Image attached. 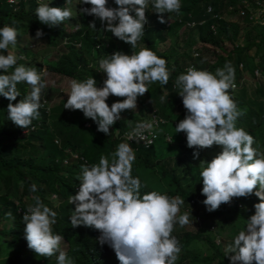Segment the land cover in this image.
Instances as JSON below:
<instances>
[{
  "label": "trees",
  "instance_id": "obj_1",
  "mask_svg": "<svg viewBox=\"0 0 264 264\" xmlns=\"http://www.w3.org/2000/svg\"><path fill=\"white\" fill-rule=\"evenodd\" d=\"M63 1L50 0L49 6L62 8ZM48 2L49 0H0V27L9 25L17 30L15 47L10 46L7 51L0 50V54L12 52L17 57V64L34 66L37 72L44 69L45 72L78 81L91 76L96 86L100 87L106 78L104 73L99 72L100 58L116 51L130 55L146 47L165 60L168 81L164 85L159 82L148 83V90L137 98L140 103L138 113L124 125L109 129L107 136L97 131L95 123L90 118H85L80 110L64 109L63 103L67 97L49 105V113L40 107L39 117L32 120L24 133L23 128L7 119L6 107L10 102L0 96V255L7 250V256L1 264H56L59 251H64L71 257L74 264H119L112 249L106 244L97 243V230L70 225L68 217L71 215L73 204L68 203V197L78 191L79 181L76 178L80 175L81 165L97 164L100 156L108 158L120 143H127L133 150L131 175L143 185L141 193L157 191L170 198L179 197L184 200L177 216L189 212V222L198 217L202 227L198 228V232L204 230L213 237L222 233L220 230L217 233L212 231L213 223L221 221L222 218L230 220V223L221 224L220 227L227 230L225 237L228 241L222 238L220 246L210 242V252L200 258L192 253V248L201 235L189 231V223L183 226L174 223L171 235L176 238L180 248L175 264H228L222 247L230 243L243 228L244 220L253 213V204L258 203L259 199L252 194L232 197L229 202L222 203L210 212L205 210L204 205H191L190 200L195 199L193 193L204 197L200 193L202 184L199 167L191 192L185 191L179 184L177 165L182 162L189 172L190 162L186 154L194 149L186 146L184 133L180 142L185 146V156L176 160L170 157L157 159L155 145L145 148L136 143H129L121 138V134L142 122L146 110H155L167 122L176 113L183 119L186 110L176 93V76L185 72V68L190 64L195 69L214 74L216 68L222 67L224 62L228 61L235 70V87L230 89L231 99L236 109L243 113L237 117L235 124L248 132L253 141L257 140L264 131V0H247L246 7L243 6L242 0H181L178 12L160 14L165 17L164 23L158 21L157 14L152 12L149 3V9L145 11L144 34L137 40L135 48L104 31L98 18L81 12L82 8L89 5L79 4L78 1L76 16L71 17L77 30L68 31L65 20L53 27L40 24L35 18L34 9L39 3ZM241 5L246 12L243 16L239 14ZM106 7L117 6L113 0H106ZM208 7L210 11L207 10ZM257 8L261 10L262 16L255 21L250 19L249 14L250 10ZM178 17L182 20L201 22L195 27L198 42L192 49L193 53H198V58L194 57L195 63L184 65L182 60L185 59L186 53L179 56L178 53L175 54L174 49L161 51L156 45L165 43L167 37L180 30L186 33L190 29L183 27L177 20ZM233 17L237 19L234 20ZM167 21L169 26L166 25ZM90 24L94 27H89ZM37 29L49 35L54 45L67 42L63 44V51L56 59L42 60L32 50L19 46V40L23 36L35 35ZM18 52L23 53L24 61L20 60ZM209 54L212 59L206 63L204 58ZM169 57L172 58L171 63L167 61ZM8 71L10 72L11 68ZM28 88V84L18 83L16 89L19 95L11 103L14 105L27 95ZM49 94L43 88L40 101L43 96L49 104ZM122 99L123 97L110 94L105 103L111 105ZM32 125L34 129H30ZM56 139L58 143H55ZM262 151L264 152V148ZM70 152L77 154L78 158L71 157ZM65 158L67 162L64 163ZM203 161L208 159L205 157ZM33 183L36 185L35 192L29 190V185ZM52 195L56 198L53 199ZM34 197H39L42 204L55 212L56 222L50 227L53 234H60L62 237L57 252L49 257L34 253L27 247L24 239V225L21 221L23 214L18 210H25L32 205ZM61 242H64V245ZM184 258H188L187 263Z\"/></svg>",
  "mask_w": 264,
  "mask_h": 264
},
{
  "label": "clouds",
  "instance_id": "obj_2",
  "mask_svg": "<svg viewBox=\"0 0 264 264\" xmlns=\"http://www.w3.org/2000/svg\"><path fill=\"white\" fill-rule=\"evenodd\" d=\"M67 1H63L62 8L49 6L50 0L39 3L34 9L36 20L48 27L59 25L72 15L64 7ZM180 2L113 0L117 6L113 8L106 7V0H78L79 4L89 5L81 12L98 18L104 31L132 48L144 34L148 3H151L158 21L164 23L165 17L160 14L178 12ZM75 28L76 25L73 31L77 30ZM42 35L37 29L35 37ZM16 37L14 27H0V50L14 48ZM16 61L12 52L0 54V96L10 102L6 107L7 119L26 129L39 117L44 83L34 66L17 64ZM98 67L106 77L102 86L97 87L91 76L82 81L70 80L63 108L80 110L85 118L95 123L97 131L106 136L109 127L120 119L122 110L135 108L137 96L148 90V83L164 85L168 81L165 60L146 47L130 55L120 51L104 55L98 60ZM234 78L235 70L228 61L216 68L214 74L192 67L179 73L174 85L186 113L175 124L174 132L184 133L186 146L194 148L193 158L198 155L196 149L213 144L221 147L209 161L201 160L198 165L202 184L200 193L204 197L201 203L206 211L217 209L232 197L252 194L259 199L253 204V213L244 220L243 228L225 245L224 256L228 264H264V154L252 146L253 137L235 124L243 113L236 109L227 92L230 87H235ZM20 82L28 84L30 91L13 105L11 101L19 95L16 85ZM110 94L123 99L108 106L105 100ZM152 127L151 122H138L133 133L139 136ZM133 159V150L127 143H120L108 158L100 156L97 164L81 165L80 175L76 178L78 191L68 197V203L73 204L69 223L72 227L97 230V243L112 249L119 264H175L180 248L171 235L173 224H188L190 213L177 216L184 203L179 197L170 198L157 191L141 193L143 185L131 175ZM29 190L35 192L36 185H29ZM52 198L56 196L52 195ZM19 210V213L24 212L21 221L27 247L43 257L57 252L62 237L53 234L50 227L56 222L55 212L42 204L39 197H34L33 204L27 209ZM56 264L74 262L64 251H59Z\"/></svg>",
  "mask_w": 264,
  "mask_h": 264
},
{
  "label": "rangeland",
  "instance_id": "obj_3",
  "mask_svg": "<svg viewBox=\"0 0 264 264\" xmlns=\"http://www.w3.org/2000/svg\"><path fill=\"white\" fill-rule=\"evenodd\" d=\"M44 1V0H42ZM78 0H72L67 1L64 7L68 8L72 15L71 17L75 18L76 14V5ZM149 4V3H148ZM148 4L146 5L145 11L148 8ZM65 19V27L68 31H73L75 24L72 21V18ZM232 18V17H231ZM234 20L237 19V17H233ZM42 32L41 37H35V35H25L19 40V46H24L25 49L32 50L37 57H41L42 60H53L56 59L57 55L63 51V44L67 43H59L57 45H54V43L51 41V38L49 35H46L44 31L40 30ZM196 28H190L186 33L182 30L178 31V33L174 34L173 36H169L166 38L165 43H157V47L159 50H170L174 49L176 52L175 54L179 55L181 53H186L185 59L182 60L184 65L187 63H195L194 55L192 49L197 45V38H196ZM20 54L19 58L20 60L24 61V56L22 52H18ZM29 53V52H28ZM180 56V55H179ZM198 58V56H197ZM212 59V56L209 54L205 56L204 62L208 63ZM168 62L171 63L172 58L169 57L167 59ZM42 82L44 83V90L46 92H49V105H53L59 101V99L63 97H67L66 94L69 92V81L72 80L71 78L65 77L63 75L55 74V73H49L45 72L43 69V76H41ZM30 91V86H29ZM230 89L227 90L230 98ZM46 95V94H45ZM51 95V96H50ZM138 98V96H137ZM136 98L135 102V108L134 109H125L122 110L119 115L120 119L114 121V126H121L127 123V120H129L132 116H135L140 108V103L138 99ZM151 111L146 110L145 112V118L149 116V113ZM181 120L179 114H174L172 119L165 124V127L162 128L159 137L157 141L155 142V157L157 159L163 160L167 157H170L172 160H176L178 158H183L185 155V146L181 144L180 139L183 136V132L176 133L174 132L175 124ZM167 137H169L170 141H167ZM257 140H254L253 147L257 149V151L261 154H264L262 151L264 148V131L259 135V137L256 138ZM221 150V147L218 145L213 144L212 146L206 147V148H200L196 149L198 152V155L196 158H193V150L189 152L187 155L189 160V172H187L188 168L185 164L182 162L178 163L176 168V174L179 178V184L185 191H192L194 188V177L197 168L199 167V163L201 160H204L206 157L208 161L215 156L219 151ZM67 159V158H65ZM65 163V162H64ZM2 190L0 189V193ZM193 197L195 198V205H203L201 201L203 198L198 196L197 194L193 193ZM180 213V208L177 213V215ZM230 223V220L222 218L221 221H216L212 225V231L214 233H217V231H221L222 233L219 234V236L213 237L210 234H207L204 232V230L198 232V228H202L199 220H194L192 222H189V226L187 227L189 231L195 234L201 235L200 238L198 237L195 241V244L192 248L193 252L198 258H200L202 255L208 254L210 252L209 243L214 242L217 245H221L220 241L224 238L226 241H228V238L225 237L227 234V230L221 229V224L226 225ZM61 244L64 245V242H61ZM225 247V246H224ZM224 247H222V250L224 251ZM63 248V246H62ZM7 250H4L2 255H0V264L7 256ZM185 262L187 263L188 258H184Z\"/></svg>",
  "mask_w": 264,
  "mask_h": 264
},
{
  "label": "built area",
  "instance_id": "obj_4",
  "mask_svg": "<svg viewBox=\"0 0 264 264\" xmlns=\"http://www.w3.org/2000/svg\"><path fill=\"white\" fill-rule=\"evenodd\" d=\"M8 1H13V0H8ZM242 4L244 7L248 6V2L247 0H242ZM258 4V3H257ZM208 11H210V8L208 7L207 9ZM239 14L241 16L245 15L246 12H245V9L242 7L239 8ZM250 19H261V16H262V13H261V10L259 8L255 9L254 11H251L250 10ZM177 20L179 22L182 23V26L183 27H187V28H195L198 24H201V22L199 23H196L194 21H189V20H182L181 18H177ZM169 21H167L166 25L169 26ZM77 29V28H75ZM107 45V44H106ZM194 57H197L198 56V53H193ZM189 67H192L194 68V66L192 64L188 65L185 69L187 70ZM38 73H41V76L43 75V69L42 71L38 72ZM257 74V73H256ZM41 107L47 112L49 113V104H48V101L42 96L41 97ZM108 106H110L109 103H106ZM142 122H145V123H153V127L151 130H144L139 136H137L135 133H133V129L135 127V125L133 127H131L130 129H127L126 131H124L122 134H121V138L124 139L125 141L129 142V143H136L140 146H143L145 148H149L151 147L152 145L155 144V142L157 141L158 137H159V134L162 130V126L165 125L167 123V121L162 117L160 116L159 114L156 113L155 110L151 111L149 113V116L144 119ZM86 125H89V123H86ZM114 128V124H112L109 129H113ZM30 129H34V125L30 126ZM28 129H24L23 132H27ZM129 133H132L131 136H129ZM167 141H170L169 137L166 138ZM55 143H58V140L56 139L55 140ZM70 156L73 157V158H78V155L77 154H74L72 152H70ZM64 162H67V159L64 160ZM190 204L191 205H194L195 204V200L194 199H191L190 200ZM21 212V210H19ZM24 213V212H22ZM196 220H199L198 217H196Z\"/></svg>",
  "mask_w": 264,
  "mask_h": 264
}]
</instances>
